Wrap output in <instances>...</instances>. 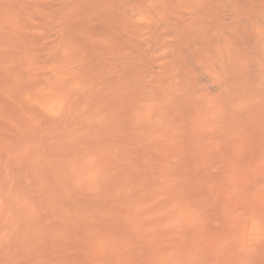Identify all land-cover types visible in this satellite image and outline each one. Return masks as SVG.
Returning a JSON list of instances; mask_svg holds the SVG:
<instances>
[{
	"label": "rangeland",
	"instance_id": "rangeland-1",
	"mask_svg": "<svg viewBox=\"0 0 264 264\" xmlns=\"http://www.w3.org/2000/svg\"><path fill=\"white\" fill-rule=\"evenodd\" d=\"M0 264H264V0H0Z\"/></svg>",
	"mask_w": 264,
	"mask_h": 264
}]
</instances>
